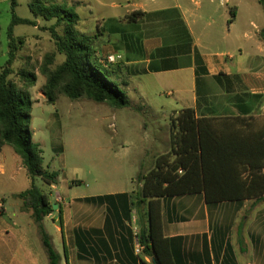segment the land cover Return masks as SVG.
Segmentation results:
<instances>
[{"label":"crops","instance_id":"obj_1","mask_svg":"<svg viewBox=\"0 0 264 264\" xmlns=\"http://www.w3.org/2000/svg\"><path fill=\"white\" fill-rule=\"evenodd\" d=\"M131 8L122 13L125 20L135 11L145 16L130 23L132 29L122 22V72L138 79L165 75L169 86L179 88L173 75L186 70L191 93L181 98L189 97L185 108L195 109L197 117L223 118L222 123H236L233 117H253L250 122L256 123L257 130L264 127V42L259 36L264 21L244 18L253 11L247 0H151L150 5L138 0ZM211 47L215 52L204 49ZM198 56L206 73L198 74ZM139 85L135 88L142 89ZM7 174L0 166V176ZM119 195L113 194L109 216L102 220L88 216L85 229L74 230L73 246L66 242L68 222L62 212L63 231L58 222L57 234L65 259L46 229L62 256L61 264H155L144 253L136 255L128 219L135 214L138 218V212L122 207ZM250 202V211L236 210ZM223 205L233 209L221 210ZM6 220H10L8 213L0 215V264H49L40 237L33 238L31 227ZM162 220L174 264H264V201L207 205L204 194L186 195L163 200Z\"/></svg>","mask_w":264,"mask_h":264},{"label":"rangeland","instance_id":"obj_2","mask_svg":"<svg viewBox=\"0 0 264 264\" xmlns=\"http://www.w3.org/2000/svg\"><path fill=\"white\" fill-rule=\"evenodd\" d=\"M63 1L73 6L81 18L76 27L78 32L98 36L95 46L102 60L110 55L122 57V22H126L123 24L127 28L133 26L122 13L134 10L131 7L138 0H60ZM142 1L147 5L151 3V0ZM31 2L20 0L16 11L19 17L35 20L29 9ZM247 2L253 6V11L245 13L244 18L252 17L262 23L264 11L259 0ZM11 22V0H0V66H4L9 58L8 33ZM54 24V21L38 19L36 27H14V35L21 38L23 43L18 45L10 80L22 86V70L27 69L36 75V85L29 90L34 101L30 128L33 141L40 144L43 150L45 166L58 172L59 177L58 184L53 187L47 186L39 178L35 183L43 193L49 195L52 203L58 205L53 215L56 219L60 215L59 210H62L68 222L65 227L66 242L73 246L77 240L74 230L79 228L83 231L88 216L102 220L112 211V204L101 205L86 198L127 193L136 200L133 192L140 188L138 177L151 171L160 156L171 153V119L176 118L189 104V97H181L191 93L187 90L190 74L186 70L175 73L173 77L177 79L175 84L179 88H173L168 85L171 82L164 81L165 75L147 74L138 79L122 72L121 58L111 65L118 74L113 80L130 97L131 107L115 109L88 99L72 101L63 95L58 96L56 104H48L44 95L47 78L41 74L40 68L49 54H55L53 69L65 60L52 38L50 29ZM57 31L61 34L63 27H58ZM204 49L207 53L216 50L214 47ZM231 49H234V45ZM127 81L131 82L130 87L125 85ZM139 84H142V89L135 88L140 87ZM0 166L8 170L7 176H0V215L8 213L9 219L20 224L19 227L30 226L33 238L37 240L39 231L31 212L26 213L23 201L15 197L29 189L32 180L22 169L21 159L11 147H5L0 154ZM251 204L237 206L236 210L248 212L252 209ZM220 209L230 210L233 207L223 205ZM55 220L47 217L44 224L54 236V242L65 259L63 242L59 241L57 234L58 220ZM9 221L5 222L11 224ZM128 221L132 228L129 229L135 236L140 230L137 214ZM68 253L71 259L72 254L70 251Z\"/></svg>","mask_w":264,"mask_h":264},{"label":"trees","instance_id":"obj_3","mask_svg":"<svg viewBox=\"0 0 264 264\" xmlns=\"http://www.w3.org/2000/svg\"><path fill=\"white\" fill-rule=\"evenodd\" d=\"M19 2L11 0L9 58L4 66H0V152L11 147L21 159L32 185L15 197L23 201L26 212H31L49 264H61L62 256L44 225L45 218L54 215L55 204L35 183L39 178L47 186H56L59 173L45 166L41 145L33 141L30 119L34 101L29 90L36 85V75L24 69L20 74L22 86L10 80L18 45L23 43L14 35V27H36L38 19L55 22L50 29L52 38L65 60L53 69L55 54H49L40 68L41 74L47 78L44 95L48 104H56L58 96L63 95L72 101L88 99L124 109L131 107V99L113 80L116 68L102 62L95 46L98 36L78 32L76 27L81 18L73 6L60 0H32L29 4L35 19L32 20L17 15ZM259 4L264 11V0H259ZM144 16V12L135 11L127 21L136 23ZM61 26L63 32L60 34L57 29ZM259 36L264 42V28ZM197 62L200 66L198 74L206 73L201 68V57L198 56ZM253 119L233 117L231 120L236 123H222L223 118L197 117L193 108L181 110L176 118L171 119V153L160 156L151 171L138 177L140 188L133 192L136 200L127 193L119 195L122 196V207L129 212L134 209L138 212L139 238L144 255L153 258L155 264H174L170 240L163 233V200L204 194L207 205L264 201V127L257 130L256 123L250 122ZM113 199V195H107L88 198L87 201L105 205L113 204ZM59 214L58 222L63 231L61 209ZM142 264L147 263L142 261Z\"/></svg>","mask_w":264,"mask_h":264},{"label":"built area","instance_id":"obj_4","mask_svg":"<svg viewBox=\"0 0 264 264\" xmlns=\"http://www.w3.org/2000/svg\"><path fill=\"white\" fill-rule=\"evenodd\" d=\"M122 57L120 55L115 56V55H110L108 57H106L104 60H102V62L106 65V66H111L113 64H115L118 60H120ZM2 205L0 204V209H1ZM134 248H135V253L137 256H141L144 253V246L141 243V240L139 238V233L135 234L134 236Z\"/></svg>","mask_w":264,"mask_h":264},{"label":"water","instance_id":"obj_5","mask_svg":"<svg viewBox=\"0 0 264 264\" xmlns=\"http://www.w3.org/2000/svg\"><path fill=\"white\" fill-rule=\"evenodd\" d=\"M58 208V205L57 204H55L54 205V210H56Z\"/></svg>","mask_w":264,"mask_h":264}]
</instances>
